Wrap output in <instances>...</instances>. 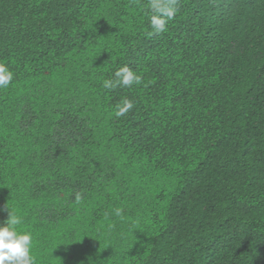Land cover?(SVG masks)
I'll list each match as a JSON object with an SVG mask.
<instances>
[{
	"label": "trees",
	"instance_id": "1",
	"mask_svg": "<svg viewBox=\"0 0 264 264\" xmlns=\"http://www.w3.org/2000/svg\"><path fill=\"white\" fill-rule=\"evenodd\" d=\"M175 7L0 0V223L36 264H264V0Z\"/></svg>",
	"mask_w": 264,
	"mask_h": 264
},
{
	"label": "clouds",
	"instance_id": "2",
	"mask_svg": "<svg viewBox=\"0 0 264 264\" xmlns=\"http://www.w3.org/2000/svg\"><path fill=\"white\" fill-rule=\"evenodd\" d=\"M176 0H147L150 24L155 33H162L167 30V21L175 18L178 9L175 7ZM115 80L109 78L102 81L104 89L111 90L117 85L131 88L133 85H141L143 78L132 68L125 65L114 73ZM14 73L10 67L0 62V88L8 87L13 81ZM133 103L125 100L115 110L117 118L125 116L132 108ZM79 201V196H77ZM8 218L0 223V264H36V257L33 253L34 237L31 231L26 230L24 218L6 204ZM115 215L122 216L121 209L114 210Z\"/></svg>",
	"mask_w": 264,
	"mask_h": 264
}]
</instances>
